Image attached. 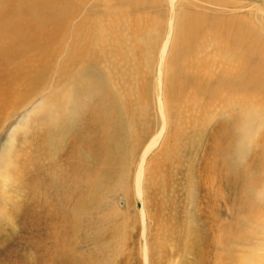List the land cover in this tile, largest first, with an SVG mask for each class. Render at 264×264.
<instances>
[{"label": "bare ground", "instance_id": "1", "mask_svg": "<svg viewBox=\"0 0 264 264\" xmlns=\"http://www.w3.org/2000/svg\"><path fill=\"white\" fill-rule=\"evenodd\" d=\"M184 1L165 0L171 12L168 27L166 26L168 29L159 53L156 54L157 50L155 51L151 40L150 46L147 44L142 47L141 44L143 38L150 39L152 34L157 35L158 32L153 30L156 22L154 23V15L149 10L150 5H154L153 0H0V124L3 127L11 122L12 125L0 154V220L7 225L5 228L0 227V233L5 236V230L8 228L17 230L21 226L19 218L28 219L30 206L37 211V216L33 219H37L38 224L42 223L40 218L43 213L47 214L49 237L54 243L52 249L42 248L45 251L41 255L42 264H56L62 252L61 239L67 227H75L71 220L73 216L66 215V212L60 209L62 202L71 203L83 188L88 190L95 172L105 174L106 169L116 163V157L124 148L123 143L130 132L127 129L130 128L129 115L134 114L135 108L141 109L136 86L142 69V63L138 62L141 59L145 60L146 67L158 68V83L162 91L156 100L163 126L144 147L134 173L132 189L136 190V193H133L136 197H143L144 204L146 203V186L152 181L151 168L155 166L152 163L149 165L148 161L152 152L161 144L167 126L168 99L164 91L163 62L167 61L174 39L175 5ZM117 5L120 7L117 8ZM124 9H128L129 13ZM256 14L264 17L260 8L256 10ZM219 18L213 22L214 25L231 26L234 29L231 34L234 36L235 45L228 41L225 32L213 42L216 30L211 28L203 36L193 37L196 39L194 42L198 50L195 51L194 61L197 62L198 73L196 85L207 87L202 91L201 86L203 96L214 95L211 105L200 107L203 116L207 121L211 120L212 116L209 115L212 114L215 119L218 116L220 118L214 136L218 151L210 156L218 164L213 175L220 181L230 177V181H227L230 189H226L233 196L238 173L231 167V161H226V153L232 147V135L237 121L246 135V131L250 132V121L260 109V104L253 99V93L250 91L264 87L263 81L260 85L254 83L261 81L259 75L264 74V50L259 52V55L263 52V56L253 75H242L239 66L244 65L245 59L237 54L246 52L242 46L248 44L249 30H252L250 25L253 24H250L248 18H233L232 24H226V19ZM260 24L264 26L263 22ZM225 29L224 26L222 30ZM220 31L221 29L218 32ZM248 46L247 49H250L252 45ZM199 58L204 62L199 64ZM112 63L117 67L121 66L122 72H119L123 85L116 81L117 75L116 71H113ZM55 72L58 77L53 91L49 92ZM251 72L253 69H248V73ZM98 77L102 83L101 89L107 87V93L101 92L102 100L90 103L87 94L99 92L92 90ZM197 88L194 87V91ZM78 90L86 92V96ZM124 92L129 97L128 107L130 108L131 104L134 106L133 111L124 107ZM39 95L42 99L33 102ZM190 95L194 100L197 98L199 103L203 101V96L192 92ZM78 96L84 97L78 101ZM184 100L183 96H179L174 105L185 106ZM84 103L86 107L76 112ZM182 109L183 107L179 111ZM34 117L38 119L35 131H31ZM18 136H24L21 142L23 148L20 150V147H17L20 140L17 141ZM18 154L20 159L16 158ZM26 155L35 159L34 162L31 160V163L26 164L29 166L28 170L21 165ZM13 170H16L15 176L11 174ZM156 176L158 177V174ZM12 190L13 193L16 192L15 197L12 196L13 193L10 194ZM199 200L200 198H197L195 203ZM197 210V214H205L202 208ZM140 212L143 228H147L150 217L148 218L145 205ZM216 213L217 211L212 209L208 215L199 218L202 229L207 227V231L212 233L211 245L219 247L228 238L222 240L221 236L216 234L217 229H222L221 223L214 217ZM146 232L147 230L143 231V235L147 234ZM15 239L16 237L11 238ZM201 239L203 240L202 234ZM145 244L148 246L149 243ZM141 255L144 264H151L149 246ZM222 257L219 248L215 264H223L225 260ZM200 260V263L204 261L201 257Z\"/></svg>", "mask_w": 264, "mask_h": 264}, {"label": "rangeland", "instance_id": "2", "mask_svg": "<svg viewBox=\"0 0 264 264\" xmlns=\"http://www.w3.org/2000/svg\"><path fill=\"white\" fill-rule=\"evenodd\" d=\"M153 3L149 10L154 15V23L156 22L153 30L158 32L157 35L152 34L150 39L143 38L141 44L145 47L147 44L150 46L152 42L158 54L168 29L166 26L168 27L171 11L165 0H153ZM119 7L117 5V8ZM175 8L174 39L167 61L163 62L164 91L168 99L167 126L161 144L152 152L148 161V164L152 163L155 168L149 166L153 167L151 168L153 176L152 181L150 180L146 186L147 201L144 204V198L136 197L133 193L134 173L144 147L161 131L163 126L156 100L162 91L158 83V68L146 67L145 60L141 59L138 62L142 63V69L136 85L141 109L135 108L134 114L129 115L130 128H133H127L130 132L126 138L130 139L128 141L125 139L124 148L116 157V163L107 168L105 174L95 172L94 177H91L93 182L88 184V190L83 188L84 191L82 189L76 200L71 203L62 202L60 209L64 210L66 215L73 216L71 220L75 227H67L61 239L62 252L56 264H144L141 253L148 246L151 264H215L219 248L223 254L222 259L225 260L223 264H264V87L250 91L253 93V99L260 104L258 113L256 116L254 114L253 120L250 121V132L246 131L245 135V131H241V124L237 121L232 135V147L226 153L228 157L226 161L230 160L231 167L238 173L233 189L234 195L231 196L228 191L230 187L227 184L230 177L220 181L213 175L218 164L210 156L218 151L214 136L220 118L218 116L215 119L212 114L209 116L213 119L210 117L211 120L207 121L201 111L200 107L211 105L214 95L203 96L201 86L202 91H205L207 87L196 85L198 73L197 62L194 60H196L195 51L198 52V50L194 42L196 39L193 38L195 35L203 36L206 31L215 28L213 42H216L225 32L228 41L234 44L235 39L231 34L234 29L224 24L216 27L213 22L219 17L226 19V24H232L233 18H248L250 24H253L250 25L252 30H249L250 41L248 40V44L242 46L243 51L246 52L237 55L245 59L244 65L239 66L242 75L252 76L256 66H260L259 60L263 56V52L260 55L259 52L261 49L264 50V44H262L264 43V26L260 24V22L264 23V17L256 14L259 8L264 13V0H185L175 5ZM127 10L125 11L129 13ZM224 26L225 31L222 30ZM218 28L221 29L220 32ZM260 41H263L262 45L259 44ZM249 44L252 45L250 49L252 48L253 52L247 49ZM203 62L204 60L199 58L198 63ZM116 64L112 63L113 71H116V77L119 80L115 79L123 85L121 66L117 67ZM248 69H253V72L248 73ZM55 74L50 83L49 92H52L55 87L56 77H58L56 72ZM192 74L197 76L194 77ZM99 77L95 80V87L92 89L94 92H99L87 94L90 97V103L102 100L101 92L107 93V87L101 89L102 83ZM259 77L261 81L257 80L254 83L260 85L263 84L262 81L264 82V74H260ZM194 87H198L195 90L197 93H194ZM85 88L87 89V86ZM191 92L203 96V101L199 103L197 98L194 100L190 95ZM84 94L86 96V92ZM84 96H78V101ZM179 96H183L186 102L185 106H181L183 107L181 111H179L180 105H174V101ZM124 97H126L125 109L133 111L132 104L129 105L130 108L128 107L129 97L125 92ZM41 99L39 95L33 102ZM250 105H252L251 102ZM85 107L86 103L76 112ZM37 119V117L32 119L31 131L35 129ZM1 127L0 124V154L8 140V131L12 125L9 122ZM22 137L24 138V136L17 138V141L21 140L17 143V147H20L18 150L23 148ZM29 157L21 161V165L27 170L29 166L26 164L35 160L31 155ZM16 158L20 159L19 154ZM15 173L16 170H13L11 174ZM155 174H158V177ZM134 192L136 193V190ZM12 193L13 190L10 194ZM12 196L15 197L16 192ZM197 198L200 200L195 203ZM144 205L148 218L150 217L147 228H143V219L139 214ZM201 208L205 214H197V209ZM212 209L217 211L214 217L221 223L222 228L221 231L216 230L217 236H221L222 240L228 238L224 240V244L217 246L218 248L211 245L213 244L212 233L207 231V227L202 229L199 218L208 215L207 213ZM30 211L28 219L19 218L21 229L18 228L17 231L8 228L5 230L8 236H2L0 233V264H42L41 255L45 252L42 248H53L54 242L49 237L47 225L49 217L47 218V214L43 213L40 218L42 223L38 224L37 219L36 221L33 219L37 216L36 209L30 206ZM67 219L69 220V217ZM210 220L213 221L212 218ZM6 226V223L0 220V227ZM145 230L147 234L143 235ZM12 237L16 239L11 240ZM145 243H149L148 246ZM143 244L145 245L142 246ZM200 257L204 260L202 263L199 262Z\"/></svg>", "mask_w": 264, "mask_h": 264}]
</instances>
